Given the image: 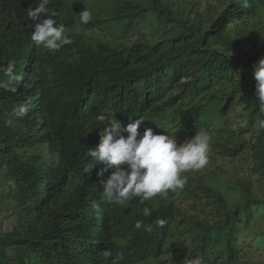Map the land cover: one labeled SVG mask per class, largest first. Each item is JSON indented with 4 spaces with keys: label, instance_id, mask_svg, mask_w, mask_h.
<instances>
[{
    "label": "trees",
    "instance_id": "obj_1",
    "mask_svg": "<svg viewBox=\"0 0 264 264\" xmlns=\"http://www.w3.org/2000/svg\"><path fill=\"white\" fill-rule=\"evenodd\" d=\"M105 2L108 16L82 25L81 4L50 0L72 43L49 52L30 39L27 11L39 0H0V65L14 60L25 73L15 93L0 91V264H115L121 253L119 264H264L247 258L241 239L249 233V245L264 248L263 224L247 230L264 217V113L253 78L264 56V0ZM27 98L31 110L20 118ZM106 108L121 127L142 118L138 131L178 143L207 130L209 158L238 162L244 206L233 209L195 170L183 174L184 189L145 202L150 217L138 198L104 199L101 181L114 169L85 168Z\"/></svg>",
    "mask_w": 264,
    "mask_h": 264
},
{
    "label": "clouds",
    "instance_id": "obj_2",
    "mask_svg": "<svg viewBox=\"0 0 264 264\" xmlns=\"http://www.w3.org/2000/svg\"><path fill=\"white\" fill-rule=\"evenodd\" d=\"M50 0H39L36 7H29L27 17L34 25L30 39L36 47L43 46L49 52L59 51L63 46L71 44L72 40L66 32L63 23L57 22V13L48 7ZM244 7H248L244 0ZM40 14L47 18L41 19ZM92 19V13L84 8L79 13V22L86 25ZM255 81V96L259 101V110L264 113V56L253 64ZM0 91L15 93L18 85L24 79L25 73L18 71L16 62L9 60L6 65H0ZM31 98L20 102L16 115L27 116L31 110ZM102 126L100 142L94 149H89L91 161L86 164L89 172L96 165H105L114 170L101 181V195L109 202L128 206L133 200L139 199L142 207L141 215L150 217L152 209L145 203L154 197L166 196L169 191L184 189L187 179L183 175L190 170L204 168L209 159L211 136L207 130L196 131L191 138L178 143L174 134L155 133L146 127L138 131L142 118L131 120L125 127L115 119V115L107 108L97 117ZM125 133L127 135H125ZM164 219H157L155 227L163 228ZM137 229L145 227L153 230L152 225H143L142 220L135 223ZM123 259V254L114 258L115 264ZM184 264H204L201 257L185 259Z\"/></svg>",
    "mask_w": 264,
    "mask_h": 264
},
{
    "label": "rangeland",
    "instance_id": "obj_3",
    "mask_svg": "<svg viewBox=\"0 0 264 264\" xmlns=\"http://www.w3.org/2000/svg\"><path fill=\"white\" fill-rule=\"evenodd\" d=\"M73 1L75 2V5L81 4L84 8H87L92 13V16L95 17H98L101 14H105L107 12V8L111 6V4L109 2H105V0H82L83 3L80 0ZM105 16L107 17L108 14H105ZM86 31L87 33L92 32L94 34H98L99 36L105 34L108 38L111 39L115 38L110 35L107 29L103 31L99 29H87ZM145 34L148 35L149 33L145 32ZM134 38L135 37L131 36L126 38V40L132 42ZM232 114L235 122L241 126H244V123L242 121L241 106L236 105ZM245 136L249 137L250 132H246ZM237 163L238 162L236 161L221 159L219 157H217L216 159L209 158L208 163L204 168L194 171L195 174L199 172L200 174L205 175L208 183L224 195L233 209L243 207L247 195V193H245L239 185L242 174L236 166ZM260 215L261 213L255 215L256 221H252L247 230L256 228L260 224H263L264 227V217L260 218ZM241 239L246 243L244 249L248 251L247 258L264 262V248H257L256 242H253L252 245H249V242L253 240V236L249 233H246Z\"/></svg>",
    "mask_w": 264,
    "mask_h": 264
}]
</instances>
